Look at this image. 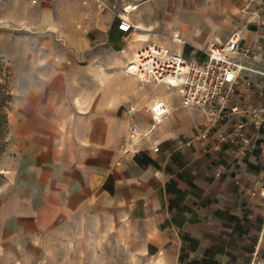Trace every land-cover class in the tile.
<instances>
[{"label": "crops", "instance_id": "crops-1", "mask_svg": "<svg viewBox=\"0 0 264 264\" xmlns=\"http://www.w3.org/2000/svg\"><path fill=\"white\" fill-rule=\"evenodd\" d=\"M102 2L95 27L64 54L44 59L51 37L32 35L37 43L26 69L35 76L21 78L10 115L15 145L0 201V257L20 237L99 214L139 227L145 254L158 264L264 261V199L252 195L264 186V129L245 114L208 127V116L184 107L176 89L153 82L158 91L141 96L135 75L125 71L143 47L203 60L211 43L235 31L253 51L249 64L264 69V0ZM119 15L135 30L121 31ZM237 99L263 102L256 86L241 87ZM156 102L170 108L159 124L149 110ZM133 118L143 136L131 142ZM241 121L246 151L217 145L216 134Z\"/></svg>", "mask_w": 264, "mask_h": 264}, {"label": "rangeland", "instance_id": "rangeland-1", "mask_svg": "<svg viewBox=\"0 0 264 264\" xmlns=\"http://www.w3.org/2000/svg\"><path fill=\"white\" fill-rule=\"evenodd\" d=\"M103 13L102 0H0V201L10 182L15 145L10 115L19 105L21 78L34 74L26 69L37 43L33 33L51 37L49 52L41 54L44 59L50 52L64 54L79 34L95 27ZM134 78L141 96L158 91L150 84L153 81ZM138 229L115 217L79 216L14 240L15 246L5 250L0 264H158L145 254Z\"/></svg>", "mask_w": 264, "mask_h": 264}, {"label": "built area", "instance_id": "built-area-1", "mask_svg": "<svg viewBox=\"0 0 264 264\" xmlns=\"http://www.w3.org/2000/svg\"><path fill=\"white\" fill-rule=\"evenodd\" d=\"M119 29L125 33L135 30L128 18L119 15ZM253 51L244 45L242 34L235 31L228 40L216 41L205 49V58L187 59L181 53L171 52L158 45L139 49L126 73L137 76L141 81H153L178 91L181 103L186 108L202 110L207 116V126L217 122H230L238 114L249 116V123L258 129H264V69L249 64ZM256 86L263 102L251 105L237 99L241 87ZM155 124L163 122L170 113L165 102H156L150 107ZM137 107L130 105L127 113L136 114ZM247 122L241 121L231 131L220 130L217 134V145L231 142L241 147L244 153L249 147L250 138L245 132ZM143 132L133 118L129 125V141H137ZM208 131L199 136L205 139ZM188 142L187 145H191ZM154 152L159 147L153 148ZM217 175H220L218 173ZM264 199V186L252 195ZM251 264H264V261L253 260Z\"/></svg>", "mask_w": 264, "mask_h": 264}, {"label": "bare ground", "instance_id": "bare-ground-1", "mask_svg": "<svg viewBox=\"0 0 264 264\" xmlns=\"http://www.w3.org/2000/svg\"><path fill=\"white\" fill-rule=\"evenodd\" d=\"M129 8V7H128ZM131 8V7H130Z\"/></svg>", "mask_w": 264, "mask_h": 264}]
</instances>
